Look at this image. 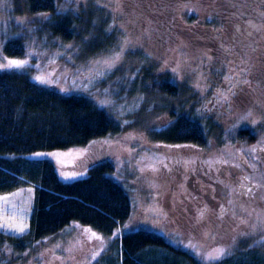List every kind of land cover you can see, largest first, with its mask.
<instances>
[{"label": "trees", "instance_id": "obj_1", "mask_svg": "<svg viewBox=\"0 0 264 264\" xmlns=\"http://www.w3.org/2000/svg\"><path fill=\"white\" fill-rule=\"evenodd\" d=\"M63 1L25 0L30 15L51 16L44 22L38 20L34 24L39 28L36 33L46 29L62 43H69L74 32L81 34L80 25L90 14L86 5L91 2L96 10H91V13L97 14L92 18L106 21L109 29L101 31L97 38L111 40L119 31L135 36L147 46V57L154 61L155 68L161 64L163 56H170V59L176 57L177 64L187 56L186 61L193 67H197L196 62H210L209 67L199 70L204 71V76L213 79V84H218L221 89L219 91L217 86L214 89L210 85V92L207 93L210 103L213 95L225 105L238 100L246 101L248 96H264V54L250 59L247 46L239 47L241 29L250 19L246 15L255 7L253 0H103L106 5L102 6L95 2L97 0H86V4L76 7L73 1V8L69 6L71 2ZM59 8L61 11L57 12ZM203 46L207 58L201 51ZM2 50L12 57L25 55L24 42L16 36L7 38ZM252 50L255 52L252 54L259 51ZM233 54L242 58L244 63L249 59V63L257 61L252 68L256 71L255 77L249 80V75H239L236 70L238 64L233 63ZM247 66L246 63L244 68ZM160 77L157 84L151 82L150 85L161 95L178 98L179 90L174 80ZM225 77H230L228 89L223 87ZM238 77L248 79L251 87L237 84ZM147 79L150 81L152 78L148 76ZM233 84H236L232 89L234 95L229 92ZM221 93L228 96L227 101L221 97ZM186 105L184 103L179 111L169 112L168 127H164L156 137L169 145L208 150L213 128L195 117L194 106L187 108ZM223 109L227 112V108ZM216 110L214 116L217 117L221 110ZM118 131V125L111 115L87 95L68 93L59 86L40 85L25 72L0 70V195L32 189L27 230L23 234L0 230V263L25 264L23 261L27 259L29 250L34 251L44 240L56 238L71 227L90 229L106 238L117 230L119 232L106 242L99 256L88 258L89 264H204L200 256L204 250L200 251L196 245L199 243L207 247L209 242L202 241L203 237L211 236L214 238L209 245L220 243L223 239L231 244L230 236L235 233L224 228L227 220L233 219V216L235 218L236 211L248 207L251 208L248 211L249 231L246 232L244 228L241 232L252 233V226L257 225L262 217L257 204L262 192L253 175L254 168L247 169L241 162H237L240 173L233 178L228 176L227 168L222 169L225 178L221 179L223 172L220 175L217 173L218 181L228 190L225 196L216 199V208L209 210L207 203L201 199V192L215 185L205 179L209 175L207 171L205 176L201 174L203 179L199 180L200 194L193 190L188 194L191 199L197 198L201 202L191 205L183 196L175 206L170 207L171 212L166 213L159 229L140 226L128 228L132 201L129 192L114 177L115 157L108 155L104 158L102 154L91 153L89 149L92 143ZM237 136L246 145L254 143L257 151H249L252 148L239 149L235 159L240 161L241 157H245L255 164L257 159L264 169V151L258 149L264 145V140L257 146L252 132L246 128L238 129ZM71 148L87 150L84 161L74 169L84 168L88 171L85 176L71 181H63L50 160L28 157L38 151ZM228 179L234 183L228 184ZM252 182L256 183L257 188ZM248 187L252 188L251 194H245ZM202 211L203 219L200 216ZM208 214L213 217H208ZM206 223L210 225L208 229L202 226ZM222 228L225 230L222 231ZM222 232L225 235L220 237ZM241 232L228 245L223 258L212 264H264V244L257 243L264 239V232L257 229L248 235L249 240L241 236Z\"/></svg>", "mask_w": 264, "mask_h": 264}, {"label": "rangeland", "instance_id": "obj_2", "mask_svg": "<svg viewBox=\"0 0 264 264\" xmlns=\"http://www.w3.org/2000/svg\"><path fill=\"white\" fill-rule=\"evenodd\" d=\"M66 1L69 3L74 1L75 7L78 4L80 6L86 4V0L83 2L82 0L79 2L64 0L63 2ZM95 2L101 6L106 5L103 0ZM71 3L69 6L73 8L74 3L73 5ZM86 8L90 14L89 17L83 19L80 25L81 34L78 31L74 32V37L69 43H62L59 38L50 35L46 29L39 33L35 32L39 31V28L35 27L34 24L39 21L44 22L51 16L30 15L27 12L25 0H0V65L6 64L11 59L27 61L25 67L20 69L3 68L0 70L25 72L35 83L44 86H59V89L68 93L87 95L98 106V102L101 100L111 101V104L103 107V109L115 120L119 131L112 136L92 143L89 149L92 151L91 153L102 154L104 158L108 155L111 158L115 157L116 174L114 177L119 179L120 184L129 192L132 201L133 210L127 227L140 226L159 229L164 223L166 213L171 212L170 207L175 206L183 196L185 197L184 200L189 201L191 205L203 200L207 203L209 210L216 208L218 205L216 199L221 198V187L227 188L226 185L218 181L217 173L219 172L220 175L223 172L222 169L227 168L228 173H230L228 176L235 177L240 173L237 162L244 164L247 169L254 168L255 173L253 175L262 192L257 198V204L260 207L258 209L262 213L261 216L264 217V169L257 159V165L254 162V164L249 162L245 157H241L240 161L235 159L237 150L255 146L254 143L246 145L245 141H241V138L237 136L238 129L246 128L252 132L255 142H258L256 143L257 146L264 140V96H248L246 101L238 100L230 105H225L213 95L210 103L207 94L210 92V90L208 91L210 85H213L214 89L217 86L221 91L218 84H213V79L204 76V71H199L205 66L209 67L210 62L204 64L203 62H196L197 67H193L194 65L186 61L187 56H184L180 64L175 63L177 61L174 56L171 59L170 56L169 58L163 56V61L161 60V64L155 68L154 61L147 57L145 48L147 46L143 45L135 36L125 35L124 32L119 31L111 40L109 38L104 41L98 39L97 36L101 31H109L108 26L105 25L107 23L92 18L97 15L91 13V10L96 11L93 3H88ZM58 11H61L60 8L57 9ZM75 13L77 14V12ZM250 18H253L252 13ZM250 20L247 19L244 23V29H241L239 47L247 46L246 50H248L251 59L255 55L263 56L264 46L259 49L255 48L254 40L251 45L247 38L246 34L252 33L251 29L255 28L252 26L254 24H249ZM12 36L20 37L23 40L25 45L23 57H12L3 52L4 41ZM255 39L257 40L256 37ZM201 48L205 57L207 52L204 50L206 49L204 46ZM252 48L259 50L258 53L252 54L255 53ZM116 54H120L121 59L112 68H108L102 62L97 63V61L107 60ZM233 57V63L237 62L238 64L236 70L239 71V75L245 73L249 75V80L255 77L256 71L252 68L257 61L249 63L251 61L249 59V62L246 61L248 66L244 68L246 63L243 59L238 58L237 54H233ZM174 69L175 71H173ZM148 76L152 78L149 79L150 81H146ZM160 76L174 80L179 90L180 96L178 98L161 95L156 88L154 89L150 85L151 82L157 84ZM41 80L47 82L41 83ZM238 80L245 79L238 77ZM230 82L225 80L223 87L228 89ZM243 85H245L244 87H251L250 83L241 84L242 87ZM184 103H187L185 106L187 108L194 106L195 117L198 120L206 123V125L211 124L213 129L210 132L208 150L173 146L159 141L156 137L164 127H168L167 124L170 123L169 112L181 110ZM216 108L221 110L217 117L214 116L217 114ZM223 108H227V112ZM259 147L264 148V145ZM259 147L258 149H261ZM38 153L41 155H37ZM86 153L85 148H71L38 151L29 154L28 157L50 160L55 165L59 177L63 181H71L88 173L84 168L74 169L75 166L81 164V161H84ZM229 162L231 165H228ZM206 172L210 176H206L205 179L208 182H214L215 185L207 189L208 191L201 192L199 180L203 179ZM201 174L203 175L201 176ZM225 177V172H223L221 179ZM229 183L234 182L228 179ZM252 183L256 187V183ZM191 190L198 192V194L201 192L202 200L191 199L188 196ZM0 198H7L6 201L0 199V224L7 220L9 223L22 221L27 225L32 189L27 188L1 194ZM249 209L251 211L250 207L240 209L235 212V218L233 216V219L227 220L224 228L235 233L230 236L231 244L235 235H239L238 232H241L242 229L246 228L244 230L249 231V228L247 229ZM209 215L208 217H213ZM233 225L236 228L234 230ZM202 226L207 229L210 227L207 223L202 224ZM224 228L222 231L225 230ZM85 230L88 229L67 228L56 238L44 240L34 251L29 250V254L26 253L27 259L23 262L25 264H89L88 258L99 256L106 247V242L119 234L117 230L113 235L106 238L96 233L101 237L100 240H97L95 238L89 239L93 231L86 232ZM2 231L20 234L9 229ZM219 235L223 237L225 234L222 232ZM213 238L214 236L203 237L204 240L202 241L209 242L207 247L199 243L196 245L200 251L204 250L200 254L204 264H212L216 261L208 258L210 255H218L214 251L215 249H227L229 248L228 245H231L227 243L229 240L225 239L220 243L209 245ZM245 238L249 240L250 236ZM97 253L99 254L97 255Z\"/></svg>", "mask_w": 264, "mask_h": 264}, {"label": "snow or ice", "instance_id": "obj_3", "mask_svg": "<svg viewBox=\"0 0 264 264\" xmlns=\"http://www.w3.org/2000/svg\"><path fill=\"white\" fill-rule=\"evenodd\" d=\"M75 2H79V0H75ZM62 11H66V10H62ZM120 59H121V55L120 54H116L115 56H113V57H111V58H109L107 60L97 61V63H101L102 62L108 68H112V67L115 66V64ZM26 64H27V61L26 60L11 59V60H8L6 64L0 65V69H3V68H7V69H11V68L20 69V68L25 67ZM173 71H175V69ZM37 79H39V78H37ZM225 80L226 81H230V77H225ZM40 82L41 83H46L47 81L41 80ZM249 83L250 82L247 79L242 80V81H240V80L237 81V84H249ZM235 87H236V84H233L229 88V92H232V89L235 88ZM85 91H87V89H85ZM232 94L234 95L235 93L232 92ZM221 96H222V98L225 101H227V99H228V96L227 95H224L223 93H221ZM98 103H99V107L100 108H103V107L109 106L111 104V101L101 100ZM249 115H251V113H249ZM260 150L261 151H264V148H261ZM249 151L255 152V151H257V147H253ZM37 155H41V154L38 153ZM53 155H56V154H53ZM225 163H227V162L225 161ZM237 167H238V165H237ZM153 171H155V169H153ZM251 193H252V188L251 187H248V188L245 189V194H251ZM0 199H5V201L7 200V198H0ZM200 216H201V219H203V216H204V212L203 211L201 212ZM242 223H245V222L242 221ZM3 229L14 230L17 233L23 234L27 230V225L24 224L22 221L20 223H9L6 220L3 224H0V230H3ZM257 229H259L261 232H264V217H261L259 219V223L257 225H253L252 226V233H241V236L246 237L248 235H251V234L255 233L257 231ZM85 231L87 232V231H91V230L89 229V230H85ZM92 238H95L97 240H100L101 239V237H99L95 232H91V236H89V239H92ZM257 243L258 244H264V239L257 241ZM214 251H216L218 253V255H215V256H211L210 255L208 258L210 260H220L225 255L226 249L217 248ZM98 254L99 253H97V255ZM93 259H95V256L93 257Z\"/></svg>", "mask_w": 264, "mask_h": 264}, {"label": "flooded vegetation", "instance_id": "obj_4", "mask_svg": "<svg viewBox=\"0 0 264 264\" xmlns=\"http://www.w3.org/2000/svg\"><path fill=\"white\" fill-rule=\"evenodd\" d=\"M255 7H253L246 16L253 14V18H250L249 24H254V29H251L252 33H248L247 38L250 40L251 45L253 40L256 43L255 48H260L264 46V0H253ZM258 27V28H257ZM244 29V24H243ZM257 38V40L255 39ZM253 47V48H254Z\"/></svg>", "mask_w": 264, "mask_h": 264}, {"label": "water", "instance_id": "obj_5", "mask_svg": "<svg viewBox=\"0 0 264 264\" xmlns=\"http://www.w3.org/2000/svg\"><path fill=\"white\" fill-rule=\"evenodd\" d=\"M226 193H227V188L226 187H221V189H220L221 196H225Z\"/></svg>", "mask_w": 264, "mask_h": 264}]
</instances>
